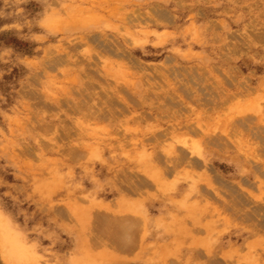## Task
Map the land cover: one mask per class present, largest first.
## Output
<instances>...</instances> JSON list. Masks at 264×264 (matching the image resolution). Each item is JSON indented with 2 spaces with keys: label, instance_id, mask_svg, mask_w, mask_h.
<instances>
[{
  "label": "rangeland",
  "instance_id": "1",
  "mask_svg": "<svg viewBox=\"0 0 264 264\" xmlns=\"http://www.w3.org/2000/svg\"><path fill=\"white\" fill-rule=\"evenodd\" d=\"M0 264H264V0H0Z\"/></svg>",
  "mask_w": 264,
  "mask_h": 264
}]
</instances>
